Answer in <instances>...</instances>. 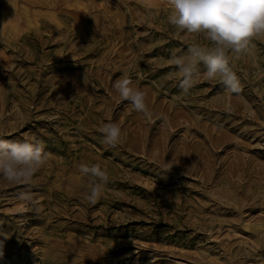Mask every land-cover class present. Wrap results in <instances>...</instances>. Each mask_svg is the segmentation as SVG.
<instances>
[{
	"label": "rangeland",
	"instance_id": "rangeland-1",
	"mask_svg": "<svg viewBox=\"0 0 264 264\" xmlns=\"http://www.w3.org/2000/svg\"><path fill=\"white\" fill-rule=\"evenodd\" d=\"M168 16L166 0H0V138L48 154L29 184L0 177V264H264V37L229 54L238 94L203 63L184 94L173 57L210 45ZM81 164L107 170L95 204Z\"/></svg>",
	"mask_w": 264,
	"mask_h": 264
},
{
	"label": "clouds",
	"instance_id": "clouds-1",
	"mask_svg": "<svg viewBox=\"0 0 264 264\" xmlns=\"http://www.w3.org/2000/svg\"><path fill=\"white\" fill-rule=\"evenodd\" d=\"M166 3L168 22L176 30L202 36L210 45L189 44L185 56L173 57L181 77L178 84L181 91L187 94L194 87L198 65L203 63L209 81L218 80L229 92L238 94L241 84L229 54H246L254 39L264 37V0H166ZM114 88L137 112L147 114L145 93L133 87L130 79L116 81ZM99 131L107 145L118 146L122 132L117 124L105 123ZM47 159L43 141L0 138V177L10 183L29 184ZM79 172L93 178L85 199L95 204L109 182L107 170L99 164H81Z\"/></svg>",
	"mask_w": 264,
	"mask_h": 264
},
{
	"label": "bare ground",
	"instance_id": "bare-ground-1",
	"mask_svg": "<svg viewBox=\"0 0 264 264\" xmlns=\"http://www.w3.org/2000/svg\"><path fill=\"white\" fill-rule=\"evenodd\" d=\"M33 1H34V0H33ZM35 21H36V20H35ZM211 111H213V110H211ZM212 113H213V112H212ZM174 117H175V116H174ZM193 119H194V118H193ZM194 120H195V119H194ZM191 123H192V122H191ZM198 128H199V127H198ZM207 128H208V127H206V128H205V127H201L200 129L205 131V134L208 136V138H209L210 140H214L213 143H212V144L214 145V144H215L214 142H215V138H216L215 135H216V134H215V133L212 134V133L210 132V131H212V130L209 131V130H208L209 128H208V129H207ZM212 129H213V132H215V130H214L215 128H212ZM199 132H200V131H199ZM203 133H204V132H203ZM214 134H215V135H214ZM193 135H194V134H193ZM204 136H205V135H204ZM255 136H256V135H255ZM205 137H206V136H205ZM205 139H206V138H205ZM218 140H219V139H218ZM189 142L191 143V141H189ZM211 142H212V141H211ZM218 142H219V141H218ZM200 143H201V142H200ZM195 144H196V143H195ZM203 144H204V143H203ZM205 144H206V143H205ZM217 144H219V143H217ZM210 146H211V145H210ZM213 147H214V146H213ZM211 149H212V148H211ZM212 150H213V149H212ZM213 151H214V150H213ZM209 155H210V154H209ZM197 162H198V161H197ZM220 201H222V200H220ZM222 220H223V219H222ZM253 229H254V228H253ZM255 230L257 231V230H258V227L255 228ZM223 264H224V263H223ZM227 264H228V263H227Z\"/></svg>",
	"mask_w": 264,
	"mask_h": 264
}]
</instances>
